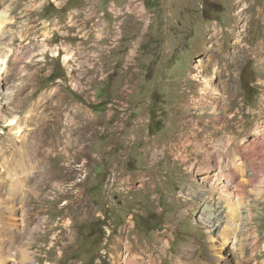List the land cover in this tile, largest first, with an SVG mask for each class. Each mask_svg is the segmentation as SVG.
I'll use <instances>...</instances> for the list:
<instances>
[{"label": "rangeland", "instance_id": "1", "mask_svg": "<svg viewBox=\"0 0 264 264\" xmlns=\"http://www.w3.org/2000/svg\"><path fill=\"white\" fill-rule=\"evenodd\" d=\"M58 7L62 0H0V13L7 11L0 51L10 50L0 94L15 92L6 109L0 104V251L11 242L5 264H30L21 261L22 246L33 264H123L128 236L140 244L169 243L154 252L155 264L158 258L161 264H264V169L228 218L227 231L238 240L225 239L222 227L201 221L214 209L205 208L208 190L186 164L170 149L150 154L155 144L175 142L188 118H203L184 107L206 80L224 96L221 73L234 90L231 113L238 111L231 129L236 123L247 129L264 107V0H111L101 7L97 0L92 9L82 2L81 8ZM121 10L126 17L116 23V51L114 44L103 50V42H94L93 52L86 31ZM60 17L71 19L60 50L72 55L76 80L60 71L56 32L50 33L53 26L63 29ZM12 116L21 134L7 125ZM263 149L250 154L264 155ZM191 151L185 154L194 160ZM18 154L33 158L35 171L21 179V195L9 191ZM220 194L225 197L220 189L212 196Z\"/></svg>", "mask_w": 264, "mask_h": 264}, {"label": "bare ground", "instance_id": "2", "mask_svg": "<svg viewBox=\"0 0 264 264\" xmlns=\"http://www.w3.org/2000/svg\"><path fill=\"white\" fill-rule=\"evenodd\" d=\"M81 2L84 7L87 6L92 9L97 0H81ZM6 17L7 11L4 10L0 13V29L3 27ZM53 50L54 48L52 49V52ZM9 52L10 50L5 49V47L0 51V74L6 70H10ZM54 52L58 54V51ZM93 55H91V57ZM195 76L196 75H194V78ZM218 81H220L223 87L224 96L219 97L216 89L211 86V83H209L208 80H206V82L202 84L203 87L196 91L197 96L191 98L193 102L184 107L185 109H188L190 113L193 112L203 115V118H188L187 123L182 126L180 132L176 135L177 140L175 142L171 140L168 145L155 144L151 147L150 154L156 158L159 152L170 149L173 155H175L182 163L186 164L187 169L193 174V177L198 179L200 187L203 188L202 190H208L202 194L201 199L205 208L207 210L214 209V212H209L205 218L202 217L201 221L204 225L209 227H222L221 229L226 231L223 236L227 239L229 234L227 231V225L229 223L228 218L233 215V205H240L244 190L247 189L248 186L258 183L257 181L262 178V175L260 174L263 173L264 169V155L259 154L254 157L250 154V151L252 148H264V123H256L260 118H264V107H261V109L255 113L254 117L250 119L249 127L255 124L254 130H258L256 137H250V128L248 127L245 129L242 124L237 126L236 123L235 129H231V120L235 117L236 113H238L237 110H234V112L231 113L234 100V90L228 85V82L225 80L222 73L219 74ZM14 95L15 92L11 90L2 95L0 94V104L2 103L4 109L13 102ZM18 121L20 120H18L17 116H12L7 124L12 128H16V135L22 133ZM214 124L220 125L222 129L213 127ZM206 126H210L212 130H208L205 128ZM14 138L12 137L10 141L12 144H14L16 139H19V136L15 139ZM190 147L192 148L191 153L195 156L194 160H192L189 155L185 154V151ZM17 157L16 162L18 169L17 171H15L16 169H12L10 172L11 174H9L11 179L9 191L15 188L18 189V195H21V188L24 186L21 179H27L28 177H34L35 175V171H30L33 167L34 159L30 157L28 159L25 158L24 160H19V154ZM216 189L222 190L225 197L220 194V198H214L212 193ZM235 197L238 199V202L233 201ZM19 202L21 203V200H19ZM244 204V209L246 211L249 210L250 206L246 203ZM236 216L239 218V221L240 217L237 212ZM252 220L253 219H251V221ZM241 221L242 223H245L248 220L243 217ZM6 229L8 234H10L11 231L8 226H6ZM229 236L231 239L238 240V236L235 234H229ZM3 244L4 243L1 245ZM10 244L11 242H7L6 247H3L0 251L2 252L0 259L2 261L1 264H5L8 260L6 257L9 256ZM125 244L126 249H124L125 251L123 253V255H125L123 264H155V259L153 258L155 254L154 252L157 250H163L167 245L169 246V243L165 241H156L155 245L147 243L140 244L129 236L126 238ZM20 252L21 261H27L31 264L33 260L29 257L24 246L21 247ZM131 252H135L136 254H131ZM138 254H140V256H138ZM162 260L163 258H158L157 262L161 264Z\"/></svg>", "mask_w": 264, "mask_h": 264}, {"label": "built area", "instance_id": "3", "mask_svg": "<svg viewBox=\"0 0 264 264\" xmlns=\"http://www.w3.org/2000/svg\"><path fill=\"white\" fill-rule=\"evenodd\" d=\"M111 0L106 1V3H103L102 0H100V7L101 6H108ZM55 5V4H54ZM67 4H64V1L62 0V7L65 8ZM71 7H79L81 8V0L80 4H74ZM69 7V8H71ZM125 13L124 10L119 11L116 15H109L106 16V24H91L88 31H86V37L90 38L92 40V48L94 52V42H103L104 43V50H107V44H114L115 51L117 47L119 46V39L121 37V31H116V23L119 19H125ZM60 21H62V28L63 29H55L50 28V33H54V38L57 41L58 50L60 52V71L64 74H68L69 76H72L75 80L78 76L72 75V55H65L60 50V39H68L69 40V27H71V19H64L63 17H60ZM41 43L43 45V56H46V44H45V38L42 40ZM80 42V37L78 36V41ZM23 51V56L25 58V52ZM102 53V50H101ZM113 55H110L112 57ZM10 64V63H9ZM106 65H108V61H106ZM51 66V65H50ZM102 84V83H101ZM99 86V85H96ZM1 128V127H0ZM3 131V129L1 128Z\"/></svg>", "mask_w": 264, "mask_h": 264}, {"label": "trees", "instance_id": "4", "mask_svg": "<svg viewBox=\"0 0 264 264\" xmlns=\"http://www.w3.org/2000/svg\"><path fill=\"white\" fill-rule=\"evenodd\" d=\"M105 1H108V0H105ZM71 4H72V2H69L68 4H67V7H70L71 6ZM74 5V4H73ZM72 5V6H73ZM58 75V74H57Z\"/></svg>", "mask_w": 264, "mask_h": 264}]
</instances>
